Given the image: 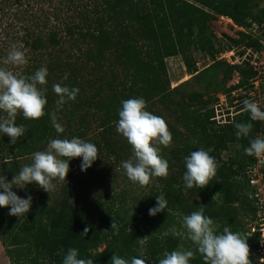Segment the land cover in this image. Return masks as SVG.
Wrapping results in <instances>:
<instances>
[{"label": "trees", "instance_id": "1", "mask_svg": "<svg viewBox=\"0 0 264 264\" xmlns=\"http://www.w3.org/2000/svg\"><path fill=\"white\" fill-rule=\"evenodd\" d=\"M198 1L237 23H245L255 17L252 0ZM101 7L103 10H95L98 16L95 29L91 33L82 34L83 38H91L98 45L95 51L87 50L88 62L82 69H86L92 76L94 70L96 74L103 71L106 60L113 66H122V87L119 89L118 83L108 85L111 92L98 96V99L91 95L93 102H90V98L84 101L77 95L75 101L68 100L57 110L56 100L59 97L53 92L52 85L59 83L62 86L78 88L80 83L76 70L65 62L58 66L48 63L23 67L21 72L31 75L40 67L47 66L48 103L45 115L38 120L25 119L22 114L17 115L16 124H22L25 133L15 144L11 143L6 134L0 135V158L4 160L2 166L6 172L1 176H6L8 180L22 168L19 158L46 150L51 139L87 138V130L91 127L87 119L88 110L80 115L85 105L94 107L97 103L98 110L102 112L98 126L106 133L107 141H110L119 120L118 112L122 107V100L142 97L146 101V107H149L157 96L169 90L168 80L164 79L165 74L159 75L164 72L166 58L181 55L189 71H192L191 74H194L197 72L196 62L187 58L192 47L212 57L217 53L210 31V23L216 19V15L187 0H102ZM262 13L264 15V10ZM69 30L73 31L72 28ZM56 38L55 34L47 39L36 37L32 43H28V47L35 57L40 55L52 58L54 55L50 54V49L57 43ZM89 60H92V64ZM241 71L245 77V81L240 83L241 86L248 84L256 75L248 66ZM107 73L103 71L99 79L103 80V74ZM65 74L67 79H64ZM200 74L201 72L197 76ZM96 83L89 80L87 84ZM183 103L182 117L195 142H188L180 133L181 140L184 139L182 145L171 149L164 156L169 162L171 176L161 191L157 190L154 195L153 191L143 193L136 198L132 207H125L121 202L117 207L109 204L95 216L89 215L67 192L58 199L50 200L49 206V200L41 195L32 202L30 211L21 218L9 215V208L0 207V242L10 263L62 264L70 248L79 250L78 258H91L94 264H110L115 254L130 261L131 257L138 256L137 239L148 236L142 258L146 260V264H159L165 251L187 250L186 238L173 235L169 229L175 227L180 233L183 217L203 206L205 215L213 219L218 234L224 227H229L248 239L249 248L257 259L255 262L251 260L252 264H259L260 233L247 235L249 230H243L234 204H242L255 221L258 220L251 191L244 195L235 177L240 174L239 169H246L253 162V156L246 155L244 149L249 146L251 139L261 132L264 133L262 121H251L250 113L243 111L228 124L217 125L212 120L213 107H207L200 94L188 96ZM71 104L73 110L69 108ZM52 114L56 115L57 122L64 127L63 133L58 134L52 126ZM93 117L94 114L88 118L91 120ZM246 122H251L253 129L249 137L238 139L234 123ZM232 144L240 145L243 152L240 159L218 165L215 177L205 188L185 187L183 175L186 171V156L192 151L204 148L211 149L210 155L219 160L221 153ZM235 166L238 168L234 169ZM244 172L243 178L250 187ZM213 193L220 195L219 203L211 198ZM161 194L167 200V209L155 216L149 215V209L156 205V196ZM113 219L119 226L118 235L111 230ZM86 227L90 231L87 236H81ZM194 253L195 257L190 260V264H205L196 250Z\"/></svg>", "mask_w": 264, "mask_h": 264}, {"label": "rangeland", "instance_id": "2", "mask_svg": "<svg viewBox=\"0 0 264 264\" xmlns=\"http://www.w3.org/2000/svg\"><path fill=\"white\" fill-rule=\"evenodd\" d=\"M187 1L216 15V19L210 23V31L217 53L212 57L192 47L187 53V58H192L196 62L197 72L194 74H191L192 71H189L185 59L181 55L165 59L164 72L159 75L165 74L164 79L168 80L169 90L157 96L149 104V107H146L147 111L166 121L172 134L173 140L168 147L158 146L163 158L171 149L182 145L184 139L181 140L180 133L183 135L181 137L188 139V142H195L182 117L183 100L192 94H200L207 107H213L216 115L235 113L239 107L232 106L231 93L236 90L235 87L238 83L245 81L241 70L247 65L245 62L242 64L233 63L240 55L246 56L249 48L259 51L264 47L260 44V41L264 42V15L262 13L264 0H252L255 5L253 10L255 17L245 23H237L226 16L219 15L198 0ZM101 4L102 0H0V67L21 71L23 67L32 65L51 63L58 66L63 62L71 64L70 66L76 70V74L79 76L78 95L84 101L91 95L97 98L105 95L106 92L110 93L108 86L110 84L118 83L117 86L120 89L122 87L120 83L124 79L122 66H113L110 61L106 60L103 71L108 73L103 74V80L99 79L102 77L103 71L96 74V70H94L91 76L86 69H82L88 62L87 50L95 51L98 47L93 39L83 38L82 34L91 33L95 29V22L98 18L95 10H103ZM252 23H255L256 26ZM71 28L72 32L69 30ZM51 34L57 36V43L53 44L50 49V54L52 53L54 57L40 55L35 57L33 51L28 47V43H32L36 37L47 39ZM13 45L24 51L28 61L20 68L3 64V60ZM89 63L92 64V60ZM200 72L201 74L197 76ZM55 75L57 76L56 71ZM89 80L97 83L87 84ZM236 93L243 96L245 90L236 91ZM90 102H93L91 98ZM69 108L73 110V104ZM98 108L97 103L94 104V107L85 105L80 112L82 115L85 110H88L87 119L91 124L87 130L88 137L83 140L97 145L99 149L98 158L93 162V165L87 171H82V157L73 158L69 161L70 170L67 178L63 181H54L56 187L51 194L33 182L24 188L14 187L13 191L18 196L26 198L31 195L32 202H34L41 195H44L47 200H55L67 192V195L77 201L82 209L89 215L95 216L109 204L117 207L121 202L125 207H132L136 198L143 193L153 191L154 195L157 190L163 189L166 180L171 176L170 171L166 178L153 177L149 185L145 187H141L127 178L121 164L132 158L131 146L126 138L117 132L116 127L113 139L107 141L106 133L98 126V119L102 116V112ZM93 114L94 117L90 120L88 117ZM2 115L3 113H0V116ZM262 129L264 130V121H262ZM242 154L240 145L232 144L221 153L220 159L216 161L220 165L225 161L238 160ZM116 157L118 159H115ZM19 159L22 167L32 163V155ZM3 161L0 158V176L6 174L2 166ZM115 168L119 169L117 173ZM237 168L238 166L234 167V169ZM244 171L243 168L239 169L240 174L235 177V180L239 183L244 195L250 191L251 195L252 189L248 187L243 178ZM216 194H211V198L213 199ZM220 200V195H216L214 201L219 203ZM234 206L237 209L243 230L251 231L257 222L253 215L247 212L240 203L234 204ZM180 233L187 240V250H196V245L187 238L186 229L182 227ZM250 260L253 262L257 260L252 249L250 250ZM0 264H11L1 242Z\"/></svg>", "mask_w": 264, "mask_h": 264}, {"label": "clouds", "instance_id": "3", "mask_svg": "<svg viewBox=\"0 0 264 264\" xmlns=\"http://www.w3.org/2000/svg\"><path fill=\"white\" fill-rule=\"evenodd\" d=\"M27 63L24 51L16 45L9 49L3 60L4 65L15 68H20ZM48 74L47 66L40 67L31 75L0 67V113H3L0 116V134L10 137L12 144H15L17 139L25 133L24 126L16 124L18 114H22L23 118L29 120H38L45 115V107L48 103L46 97ZM67 78L65 74L64 79ZM52 90L59 97L56 100L57 110L66 101H75L79 94V88L62 86L59 83L53 84ZM243 104L244 110L250 113L251 121H264V111L258 103L245 99ZM121 105L116 130L126 138L133 152L132 158L121 164L127 178L141 187L149 185L153 177L166 178L169 174V162L161 156L158 147L159 145L168 147L173 140L166 121L147 111L146 101L142 97L122 100ZM51 122L58 134L65 131L64 127L57 122L55 114H52ZM234 127L235 135L239 139L249 137L253 124L251 122L234 123ZM98 151L97 145L78 137L51 139L46 150L34 152L32 163L24 165L10 181L6 176H0V207L9 208V215L21 218L30 211L33 198L31 195L26 198L18 196L13 191L14 187L24 188L27 184L35 182L51 194L56 187L54 181H63L67 178L71 159L82 157L81 170L87 171L98 158ZM210 152L211 149L200 148L185 157L186 171L183 181L186 188L203 189L215 177L218 163ZM244 152L248 156L257 158L264 156V138L258 136L251 139ZM118 170L115 168L116 173ZM156 201V205L149 209L151 216L167 209V200L162 194L156 196ZM182 227L186 229L187 238L196 245V251L205 264H252L248 239L240 233L233 232L229 227H224L218 234L214 228L213 219L205 215L203 206L185 215ZM111 230H114V234H119V226L114 219ZM89 231L90 229L86 227L80 235L87 236ZM169 231L173 235H182L175 227ZM147 240L148 236L137 239L138 256L131 257L129 261L115 254L110 264H146V260L142 257ZM78 257L79 250L70 248L62 264H94L91 258ZM194 257L195 253L192 250L165 251L159 264H190V260Z\"/></svg>", "mask_w": 264, "mask_h": 264}, {"label": "built area", "instance_id": "4", "mask_svg": "<svg viewBox=\"0 0 264 264\" xmlns=\"http://www.w3.org/2000/svg\"><path fill=\"white\" fill-rule=\"evenodd\" d=\"M256 26L255 23H252ZM243 29V28H242ZM245 31V29H243ZM260 44L264 45L263 41ZM245 64L250 67L254 72L255 76L249 80L248 84L241 86L240 83L235 87V91L231 93L232 106L235 108L239 107L236 112L222 114L218 116L214 113L212 120L216 122L217 125L228 124L233 118L245 111L243 101L245 99L251 100L258 103L261 110L264 111V47L259 51H255L253 48L248 49L246 56L240 55L233 64ZM245 90L243 96H239L236 91ZM264 138V133L261 132L257 137ZM246 179L252 188V197L255 200V205L258 211V220L256 225L248 232L247 235H252L255 232L260 233L261 242L260 248L258 250L260 254L259 264H264V156L259 158L253 156V162L246 167L244 172Z\"/></svg>", "mask_w": 264, "mask_h": 264}]
</instances>
